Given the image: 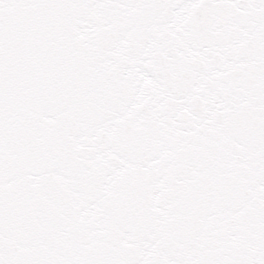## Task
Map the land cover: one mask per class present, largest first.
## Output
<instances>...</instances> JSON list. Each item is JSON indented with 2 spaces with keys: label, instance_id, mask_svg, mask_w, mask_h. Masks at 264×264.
Wrapping results in <instances>:
<instances>
[{
  "label": "snow or ice",
  "instance_id": "snow-or-ice-1",
  "mask_svg": "<svg viewBox=\"0 0 264 264\" xmlns=\"http://www.w3.org/2000/svg\"><path fill=\"white\" fill-rule=\"evenodd\" d=\"M0 264H264V0H0Z\"/></svg>",
  "mask_w": 264,
  "mask_h": 264
}]
</instances>
